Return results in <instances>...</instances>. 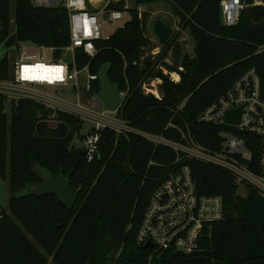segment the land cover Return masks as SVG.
I'll use <instances>...</instances> for the list:
<instances>
[{"label":"trees","instance_id":"trees-1","mask_svg":"<svg viewBox=\"0 0 264 264\" xmlns=\"http://www.w3.org/2000/svg\"><path fill=\"white\" fill-rule=\"evenodd\" d=\"M133 1L171 6L181 18L178 25L189 31L192 53L182 51L173 33L153 59L146 56L149 14L143 11L139 18L132 8L122 27L95 41L93 57L75 50L76 66L97 74L110 64V81L125 93L116 116L131 127L177 140L179 134L167 125L187 124L200 145L216 149L223 128L198 123L201 112L250 68L260 78L264 99V51L258 52L264 46V5L245 7L238 22L227 26L220 0ZM11 2L0 0V46L15 33L16 50L18 43L28 42L51 48L58 58L70 43L66 9L13 0L12 15ZM168 48L181 60L182 70L165 61ZM9 64L6 51L0 55V80L9 77ZM163 69L177 72L180 80L171 81ZM154 79L161 81L160 98L142 89L145 80ZM92 86L98 93V80ZM5 101L0 94V179L8 187L7 207L0 215V264H146L151 250L137 244L138 228L152 192L177 168L176 153L139 134L103 128L98 152L88 161L84 149L76 152L72 145L82 135L79 117L32 99L14 101L8 116ZM50 119L58 123L51 127ZM33 164L55 177L68 176L70 186L79 190L71 209L54 194L31 193L43 182ZM188 164L199 194L222 198L223 217L206 228L198 252H167L152 264H264V198L253 187L238 194L227 171L197 161Z\"/></svg>","mask_w":264,"mask_h":264},{"label":"built area","instance_id":"built-area-1","mask_svg":"<svg viewBox=\"0 0 264 264\" xmlns=\"http://www.w3.org/2000/svg\"><path fill=\"white\" fill-rule=\"evenodd\" d=\"M127 1L32 0L35 6H61L66 9L70 43L61 51L69 52L71 59L63 62L62 58H54L50 54L44 60H29L20 55L12 64L9 77L0 80V94L11 103L18 99H32L92 123L94 133L83 134L84 139L81 140L80 146L84 149L88 161L98 152L99 130L103 128L112 129L117 133L139 134L156 145L169 147L176 153L174 164H177V168L152 192L136 236L137 244L143 248L147 242L152 244V247H146L151 250L146 264H152L155 258L167 252H181L183 256L198 252L206 228L223 217L222 198L217 195L199 194L189 161H197L229 172L238 187V194L239 187H243L245 191L247 187H253L264 198V99L261 96L260 78L256 70L250 68L201 112L196 120L198 123L223 128L219 132L220 141L216 149L200 145L187 124L184 128L173 123L167 125L179 134V138L174 140L131 127L116 116L117 111L107 112L103 109L98 113L102 106L98 102L97 93H93L92 86V83L98 80L97 74L89 73L87 66L78 68L74 53L76 49H80L87 56L93 57L96 53L95 41L108 38H102L100 35V20L103 18L112 22L119 19L121 12L129 9ZM249 5L264 3L261 0H253L251 3L245 0H220L222 22L227 26L235 25L242 9ZM142 7L140 5L136 8L139 18L143 12ZM262 51L264 46L258 49V52ZM156 53L152 51L153 55ZM37 65L43 67L37 68ZM25 68L30 71L25 72ZM49 69L61 71L57 73ZM178 69L182 70L181 67ZM33 72L52 75L48 77L50 79H45L46 81L24 78ZM168 73L166 74L171 81L180 80L177 72L175 73L178 79L173 77V72ZM57 76L59 78H56ZM31 86L66 88L74 97H44L39 91L30 89ZM153 86L154 84L149 83L148 86H142V89L145 94L151 93L160 98L158 89H152ZM153 90H156L158 95ZM120 95L124 99L125 93L120 91ZM236 109L239 111L235 123H227L228 113ZM107 113L114 114V117H105ZM4 183L7 187V182ZM4 208L0 207V215Z\"/></svg>","mask_w":264,"mask_h":264},{"label":"rangeland","instance_id":"rangeland-1","mask_svg":"<svg viewBox=\"0 0 264 264\" xmlns=\"http://www.w3.org/2000/svg\"><path fill=\"white\" fill-rule=\"evenodd\" d=\"M127 3L129 6V9L137 8L140 5H142L143 6L142 11L147 12L149 14V18H148L149 21L147 22V25H146V35L151 40V47H148L145 49V55L146 56H151V59H153L154 55L152 54V51L159 53V51L161 49V47L158 44L157 39L155 38V36L153 34V31H152V23L151 22L154 19V17H156V16H159L163 21H165L168 25H170L174 28L173 33H175L177 35L176 42L181 46L182 51L184 53H186V52L190 53V54L192 53L193 41H192V38L189 34V31L187 29H182L178 25L181 18L175 13V11L172 9V7L169 6L166 2L159 3V4L147 5V4H135L133 0H128ZM11 11H12L11 14L13 15V0L11 2ZM129 19H130V14L127 11H122L121 17L117 20H113L112 22H109V20H104L102 18L100 20V22H101V27H100L101 37L102 38L109 37L118 28L122 27L123 24L125 22H127ZM150 23H151V25H150ZM175 27H177V29ZM11 28H12V25H11ZM173 33H172V35H173ZM169 39L164 44V46H166V44L169 42ZM31 47H32V44H30L28 42H20V43H18V49L17 50L14 47V48L7 51L8 56H9L10 69H11L12 64L15 61V59H18L19 56L22 55V52L25 51V49H28V48L31 49ZM33 47L38 49L40 55H42L44 53V49H43L44 47L38 46V45H33ZM168 49L169 50L167 52L165 61L167 63H171L173 66H177L176 59L174 57L175 55L173 53L172 48H168ZM5 52H6V50H4L2 48V46H0V55H2ZM157 53L155 55H157ZM51 54L53 56V53H51ZM58 58H62L63 62H66L67 60L71 59V54L69 52L64 53L63 51H61ZM163 72L168 73V71L166 69H163ZM160 82L161 81L158 79L145 80L144 84H142V86H145V85L148 86L149 83H152V84H154L152 89H156V88H158V84ZM30 89H32L34 91H39L41 94H43L44 97H51L53 99H67V97L68 98H70L71 96L74 97V95L71 94L70 92H68L66 90V88L49 87V86H31ZM11 104H13V103H11V101H5L4 111L7 113L8 116H10V114H11V106H12ZM101 111H103V107H101V109H100V111H98V113ZM112 115L114 117V114H112ZM112 115L110 113H107L105 117H112ZM82 122H83V125H82L81 133L83 135V133H87L88 130H90L92 123L87 122L85 120H83ZM57 123L58 122L54 119L48 120V124L51 127H54ZM72 145H74L76 147H80L81 146L80 137H78V136L74 137ZM33 170L36 171L38 174H41V175L46 173V171H47L44 167H42L38 164H33ZM239 194L242 196L245 194V190L243 187H239ZM7 198H8V187H6V207H7Z\"/></svg>","mask_w":264,"mask_h":264},{"label":"water","instance_id":"water-1","mask_svg":"<svg viewBox=\"0 0 264 264\" xmlns=\"http://www.w3.org/2000/svg\"><path fill=\"white\" fill-rule=\"evenodd\" d=\"M152 31L155 38L158 41L160 47L164 46L167 40L173 33V27L168 25L159 16L154 17L152 20ZM17 44L16 34L11 33L7 39L2 43V48L6 51L14 48ZM181 60L178 59L177 66H180ZM110 64H103L98 72L97 78L99 82V91L97 93V99L99 104L107 112L117 111L123 103V97L120 95V88L116 83H113L109 79ZM239 109L230 111L226 117L227 123H235L236 116ZM84 139V135L80 136V140ZM76 152H80L81 148L76 147ZM43 182L39 185L32 187L31 193L40 196L43 194H54L68 209H71L79 195V190L73 188L69 184L68 176H53L48 173H44ZM6 205V186L4 181L0 179V207L4 208ZM152 247L150 242L144 245V248ZM176 256H183V253L176 252Z\"/></svg>","mask_w":264,"mask_h":264},{"label":"crops","instance_id":"crops-1","mask_svg":"<svg viewBox=\"0 0 264 264\" xmlns=\"http://www.w3.org/2000/svg\"><path fill=\"white\" fill-rule=\"evenodd\" d=\"M31 44V43H30ZM44 49V53L42 55H40L39 51L37 48L33 47V44H32V47L31 49L28 48V49H25V51L22 52V55L26 58V59H29V60H44L47 56H49V54L52 53V49L51 48H43ZM177 62V61H176ZM180 67V66H178ZM36 68V67H35ZM30 76V75H29ZM31 76L32 77H36L38 76L37 73L33 72L31 73ZM40 76L41 77H47V74L45 73H40Z\"/></svg>","mask_w":264,"mask_h":264},{"label":"snow or ice","instance_id":"snow-or-ice-1","mask_svg":"<svg viewBox=\"0 0 264 264\" xmlns=\"http://www.w3.org/2000/svg\"><path fill=\"white\" fill-rule=\"evenodd\" d=\"M85 27L87 28V25H86V24H85ZM36 67H37V68H42L43 66H41V65H37ZM24 71H25V72H28V71H30V70L27 69V68H25ZM49 71H55V72L59 73L61 70H60V69H55V70L49 69ZM24 78H25V79H35V78H38V77L25 76ZM43 78H44V79H47V77H43ZM56 78H59V77L57 76Z\"/></svg>","mask_w":264,"mask_h":264},{"label":"bare ground","instance_id":"bare-ground-1","mask_svg":"<svg viewBox=\"0 0 264 264\" xmlns=\"http://www.w3.org/2000/svg\"><path fill=\"white\" fill-rule=\"evenodd\" d=\"M37 75H38V76H36V77H38L39 79H41V80H45L43 77L40 76V73H37ZM51 75H52L51 73H50V74H47V79H50V78H48V77L51 76ZM172 75H173V77H174L175 79H178V75H177V73L173 72ZM30 77H32L31 74H30ZM45 81H46V80H45ZM153 92L156 93V94L158 95V92H157L156 90H153Z\"/></svg>","mask_w":264,"mask_h":264}]
</instances>
